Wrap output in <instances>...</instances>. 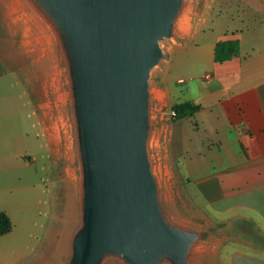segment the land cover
<instances>
[{"label": "crops", "instance_id": "0c3cea01", "mask_svg": "<svg viewBox=\"0 0 264 264\" xmlns=\"http://www.w3.org/2000/svg\"><path fill=\"white\" fill-rule=\"evenodd\" d=\"M224 40H238L239 54L216 63L215 45ZM165 59L152 79L151 147L174 174L178 192L233 233L232 264H264V14L217 17L187 32ZM21 67L4 66L0 54L2 200L15 198L18 172L33 163L25 148L31 135L49 148V163L68 161L67 174L77 181L71 117L56 66ZM40 67L47 69L43 95L35 88ZM186 102L199 110L174 121L171 108Z\"/></svg>", "mask_w": 264, "mask_h": 264}, {"label": "water", "instance_id": "95a60500", "mask_svg": "<svg viewBox=\"0 0 264 264\" xmlns=\"http://www.w3.org/2000/svg\"><path fill=\"white\" fill-rule=\"evenodd\" d=\"M56 42L70 112L80 226L66 264H188L200 233L163 212L150 151L152 72L185 0H26Z\"/></svg>", "mask_w": 264, "mask_h": 264}, {"label": "rangeland", "instance_id": "374dc122", "mask_svg": "<svg viewBox=\"0 0 264 264\" xmlns=\"http://www.w3.org/2000/svg\"><path fill=\"white\" fill-rule=\"evenodd\" d=\"M244 13L264 14V0H185L175 39L161 44L166 56L164 64L187 32L201 29L217 17ZM50 33L45 21L26 0H0V54L4 55V66H48L50 70L56 66V78L62 81V64ZM43 70L40 67L35 86L41 95L42 81L47 77V69ZM159 72L160 68L154 69L153 80ZM25 141L29 150L26 155L33 158V163L23 173L18 172L22 181L15 198L0 199V207L7 210L13 224L12 231L2 237L4 264H66L69 249L66 244L80 226L76 184L67 174L68 161L49 163L50 150L41 137L31 135ZM150 153L167 219L176 227L200 233L188 264H232L233 248L228 243L233 233L224 225L214 224L207 212L178 192L174 174L158 160L157 147ZM102 264L125 263L109 257Z\"/></svg>", "mask_w": 264, "mask_h": 264}, {"label": "trees", "instance_id": "16d2710c", "mask_svg": "<svg viewBox=\"0 0 264 264\" xmlns=\"http://www.w3.org/2000/svg\"><path fill=\"white\" fill-rule=\"evenodd\" d=\"M239 54L238 40L218 41L214 48V61L223 63L229 61ZM199 110V106L192 103H180L171 108L174 112V121H179L187 117H191ZM12 231V223L8 215L0 211V237L9 234Z\"/></svg>", "mask_w": 264, "mask_h": 264}, {"label": "built area", "instance_id": "2783aa9c", "mask_svg": "<svg viewBox=\"0 0 264 264\" xmlns=\"http://www.w3.org/2000/svg\"><path fill=\"white\" fill-rule=\"evenodd\" d=\"M170 115H171V117H172V118H174V117H175V114H174V112H171V113H170Z\"/></svg>", "mask_w": 264, "mask_h": 264}, {"label": "bare ground", "instance_id": "6f19581e", "mask_svg": "<svg viewBox=\"0 0 264 264\" xmlns=\"http://www.w3.org/2000/svg\"><path fill=\"white\" fill-rule=\"evenodd\" d=\"M64 97L63 96H59V100L63 101ZM55 130V129H54Z\"/></svg>", "mask_w": 264, "mask_h": 264}]
</instances>
